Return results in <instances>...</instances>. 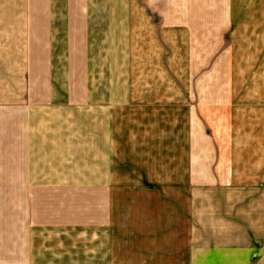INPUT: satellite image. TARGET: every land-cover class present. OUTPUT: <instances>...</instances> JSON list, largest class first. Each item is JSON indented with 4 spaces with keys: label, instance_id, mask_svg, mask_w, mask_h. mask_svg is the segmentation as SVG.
Returning <instances> with one entry per match:
<instances>
[{
    "label": "crops",
    "instance_id": "crops-1",
    "mask_svg": "<svg viewBox=\"0 0 264 264\" xmlns=\"http://www.w3.org/2000/svg\"><path fill=\"white\" fill-rule=\"evenodd\" d=\"M112 3L0 0L1 79L7 82L6 71L21 62L26 70L14 81L29 85V70L39 56H50L55 40H68L72 25L99 19V24L126 26L127 116L136 113L144 125L146 113L171 104L197 114L198 88L204 89L207 107L227 106L254 88L258 91L251 96L260 110L254 115H262L204 116L205 129L180 132L190 143L169 146V159L67 167L82 168L84 178L101 187L93 198L81 194L75 214L62 212L63 219L52 223L46 214L31 220L29 255L15 256L14 264H165L169 253L178 264H227L231 256L244 264L248 252L253 264H264V0H127L122 16L113 13ZM182 25L206 26L198 30L207 40L204 54L198 55L195 32L188 34ZM211 26H222L221 38L230 34L234 45L219 58ZM204 60L205 70H199ZM42 78L47 85V74ZM52 78L54 71L49 72L51 87ZM13 103L30 113L42 110L24 93L0 98V104ZM119 192L132 194L130 204L119 203ZM70 239L77 243L71 245Z\"/></svg>",
    "mask_w": 264,
    "mask_h": 264
},
{
    "label": "rangeland",
    "instance_id": "rangeland-1",
    "mask_svg": "<svg viewBox=\"0 0 264 264\" xmlns=\"http://www.w3.org/2000/svg\"><path fill=\"white\" fill-rule=\"evenodd\" d=\"M103 1L113 2L114 14H124L127 0H88L90 4ZM166 1L173 4V0H159L160 3ZM181 1L183 4L191 2ZM82 3L87 0H81ZM93 22L91 25H72L68 40L66 37L55 40L50 56H39L29 70V85L17 83L20 79L14 81V75L26 70L24 63L18 62L15 70L6 71L10 78L5 83L1 79L5 74L0 71V98L12 99L24 93L42 109L30 113L19 108L17 103L0 104V264H14L15 256L20 259L29 255L31 220L36 222L46 214V220L52 223L63 219L62 212L75 214L81 209V194L93 198L101 187L98 181L84 178L82 168L67 167H79L81 162L89 161H140L151 156L169 159L173 153L169 146L190 143V137L179 136L180 132L184 134L189 128L205 129L204 116L262 115H254L260 112L259 100L251 96L258 91L254 88H247L236 98L232 91L233 100L224 107L216 104L207 107L204 89L198 88L195 106L198 115L189 112L188 106L185 110V105L181 108L173 104L160 105L158 112L150 111L144 115L143 125L141 120L136 121L141 118L136 113L127 116L124 103L126 26L99 24V19H93ZM211 27L214 28V44L219 42L214 45V57L219 58L224 50L228 54L234 45L232 40L229 41L230 34L221 38L218 30L222 26ZM182 28L187 29L188 34L195 32L198 55L204 54L202 50L207 40L205 33L200 36L198 30L206 26L182 25ZM184 42L188 40L182 42V48ZM46 45L49 53L50 44L44 42L45 48ZM201 59L198 57L199 61ZM200 69L205 70V60L199 65ZM50 71H54L52 87ZM46 74L47 85L45 78L40 79ZM189 116L197 118L190 120ZM122 170L112 169L118 174L125 172ZM131 196L119 192L118 201L130 204L127 198ZM70 240L71 245L77 243ZM170 254L165 256V264H178ZM236 259L237 256H231V262L227 264H238L233 262ZM244 264H253L252 253L246 254Z\"/></svg>",
    "mask_w": 264,
    "mask_h": 264
}]
</instances>
